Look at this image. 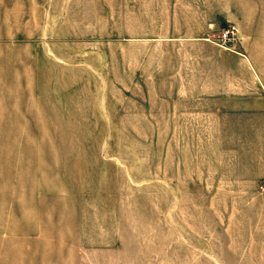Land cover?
<instances>
[{
  "label": "rangeland",
  "instance_id": "rangeland-1",
  "mask_svg": "<svg viewBox=\"0 0 264 264\" xmlns=\"http://www.w3.org/2000/svg\"><path fill=\"white\" fill-rule=\"evenodd\" d=\"M48 1V23H0V264H264L247 176L264 169V0H239L261 90L233 106L250 108L186 114L134 30ZM237 35L225 51L246 52Z\"/></svg>",
  "mask_w": 264,
  "mask_h": 264
},
{
  "label": "crops",
  "instance_id": "crops-1",
  "mask_svg": "<svg viewBox=\"0 0 264 264\" xmlns=\"http://www.w3.org/2000/svg\"><path fill=\"white\" fill-rule=\"evenodd\" d=\"M60 5L97 8L98 25L95 18L79 21L88 29H110L118 20L119 29L134 30L137 57L148 58H142L141 68L150 63L152 78L163 79L168 101L178 112L250 108L234 107L233 97L247 98L261 90L245 25L250 18L239 0H62ZM49 6L48 0H0V23L15 24L17 7L28 21L48 23ZM226 25L237 29L246 52L231 53L216 43L217 29ZM224 123L220 119L217 124ZM247 176L264 185V169H252Z\"/></svg>",
  "mask_w": 264,
  "mask_h": 264
},
{
  "label": "built area",
  "instance_id": "built-area-1",
  "mask_svg": "<svg viewBox=\"0 0 264 264\" xmlns=\"http://www.w3.org/2000/svg\"><path fill=\"white\" fill-rule=\"evenodd\" d=\"M237 29L233 25H226L222 28L218 37V45L224 49H235L238 43Z\"/></svg>",
  "mask_w": 264,
  "mask_h": 264
}]
</instances>
